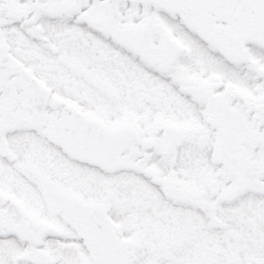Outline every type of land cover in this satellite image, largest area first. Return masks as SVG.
Wrapping results in <instances>:
<instances>
[{"label": "snow or ice", "instance_id": "1", "mask_svg": "<svg viewBox=\"0 0 264 264\" xmlns=\"http://www.w3.org/2000/svg\"><path fill=\"white\" fill-rule=\"evenodd\" d=\"M0 264H264V0H0Z\"/></svg>", "mask_w": 264, "mask_h": 264}]
</instances>
